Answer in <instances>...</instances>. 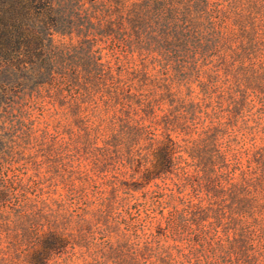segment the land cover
Wrapping results in <instances>:
<instances>
[{"label":"rangeland","instance_id":"obj_1","mask_svg":"<svg viewBox=\"0 0 264 264\" xmlns=\"http://www.w3.org/2000/svg\"><path fill=\"white\" fill-rule=\"evenodd\" d=\"M209 1L216 18L205 23L208 50H199L195 63L191 58L183 63L184 71L193 64L197 70L190 73L196 98L187 99L193 110L181 108L180 123L186 122L191 139L211 123L217 127L218 143L231 159L229 170L240 182L243 172L258 174L256 152L264 161V20L252 10V0ZM156 49H97L93 56L132 66L163 59L159 54L176 55L168 47ZM150 73L158 81L146 89L157 100L167 73L157 74V68ZM64 78L38 89L16 88L15 104L0 108V173L19 194L0 208V264H25L46 233L64 237L69 253L60 258L69 256L70 264L95 258L126 263L139 255L151 264H264V194L252 193L256 204L234 215L239 220L226 213L229 219L220 217L215 225L213 219L195 224L179 212L189 198L207 202L205 190L193 185L215 179L203 173L194 171L193 183L178 174L132 191L138 185L136 161L150 165L152 160L148 136L134 140L126 129L112 128L113 112L100 97H82L76 85L86 83L80 67L67 66ZM156 103L160 115L167 102ZM153 126L151 120V133ZM110 132L116 133L114 142L102 148ZM215 203L224 211L233 208L225 195ZM235 233L238 241H230Z\"/></svg>","mask_w":264,"mask_h":264},{"label":"trees","instance_id":"obj_2","mask_svg":"<svg viewBox=\"0 0 264 264\" xmlns=\"http://www.w3.org/2000/svg\"><path fill=\"white\" fill-rule=\"evenodd\" d=\"M209 2L0 0V108L6 111L15 104L13 91L16 88L23 91L51 85L58 77L65 79V70L70 64L80 67L86 79L84 85L76 84L81 86L82 97L87 100L100 97L105 109L113 112L112 128L126 129L134 140L148 136L152 160L150 165L136 161L138 185L132 191L141 190L163 176L178 177V174L184 175V181L193 183L194 171L196 175L203 173L202 177L215 179H210L205 186L195 182L193 185L205 190L207 202L204 204L202 199L189 198L180 203L179 212L191 216L195 224L209 219H213L215 225L220 224V217L229 219L226 213L233 214L231 220H239L234 219V215L241 216L256 204L252 193L264 194V161L260 163L263 155L256 152L252 156L258 164V174L243 172L241 181L236 182L234 170H229L231 159L218 143L217 127L211 123L202 132H197L196 139L186 138L190 131L186 122L180 123L179 116L181 108L185 112L194 109L195 104L187 103V99L196 98L192 96L194 90L190 78L197 74V70L193 64L184 71L183 63L188 61L187 58L195 63V54L199 50L201 53L208 50L209 40L203 37L207 30L205 23L211 24V19L216 18L207 8ZM251 7L264 20V0H252ZM158 47H168L176 55L159 54L163 59L154 57L152 61L145 60L132 66L122 61H102L93 56L97 49L153 52ZM81 53L83 58L76 57ZM155 68L157 74H164L162 70L167 73V77L162 79L163 84L158 86L162 89L157 100L146 89L148 84L158 81L151 80L150 70ZM183 87L185 92L181 90ZM156 101L167 102V108L161 110L160 115L155 114ZM110 133L102 148L114 142L116 133ZM172 134H176V138ZM178 136H181L180 140ZM260 155L261 158L258 157ZM188 167H193V172L187 171ZM18 195L12 181L0 173V208L10 205ZM222 195L228 198L233 208L228 206L224 211L215 203ZM217 212H221L220 216ZM237 237L235 233L230 241H238ZM41 240L25 256V264H70L69 256L60 258L69 253L68 243L62 235L46 233ZM83 264H108V261L95 258ZM113 264L151 263L139 255L131 262Z\"/></svg>","mask_w":264,"mask_h":264}]
</instances>
